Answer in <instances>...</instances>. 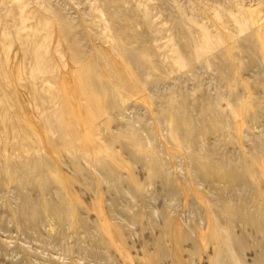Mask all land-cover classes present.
Segmentation results:
<instances>
[{
    "label": "rangeland",
    "instance_id": "374dc122",
    "mask_svg": "<svg viewBox=\"0 0 264 264\" xmlns=\"http://www.w3.org/2000/svg\"><path fill=\"white\" fill-rule=\"evenodd\" d=\"M0 264H264V0H0Z\"/></svg>",
    "mask_w": 264,
    "mask_h": 264
}]
</instances>
